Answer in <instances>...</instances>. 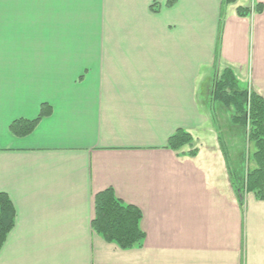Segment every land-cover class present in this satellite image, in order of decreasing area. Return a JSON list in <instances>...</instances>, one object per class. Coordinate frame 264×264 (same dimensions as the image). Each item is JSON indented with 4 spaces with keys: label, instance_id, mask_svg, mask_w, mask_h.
Listing matches in <instances>:
<instances>
[{
    "label": "crops",
    "instance_id": "0c3cea01",
    "mask_svg": "<svg viewBox=\"0 0 264 264\" xmlns=\"http://www.w3.org/2000/svg\"><path fill=\"white\" fill-rule=\"evenodd\" d=\"M167 2L0 0V193L17 213L0 264H264V199L236 192L245 129L219 127L212 99L226 67L264 98V0L255 18L237 13L250 0ZM179 129L198 147L166 148ZM109 188L141 211V248L92 230Z\"/></svg>",
    "mask_w": 264,
    "mask_h": 264
},
{
    "label": "trees",
    "instance_id": "16d2710c",
    "mask_svg": "<svg viewBox=\"0 0 264 264\" xmlns=\"http://www.w3.org/2000/svg\"><path fill=\"white\" fill-rule=\"evenodd\" d=\"M238 1L224 0V4L236 5ZM175 2L176 0H169L166 7H172ZM159 7L160 5L154 4L151 8L159 10ZM254 9L259 14L263 11L260 4ZM251 12L250 5L237 8L240 17H249ZM212 99L232 111L230 114L232 124L245 129L246 142L253 147L250 158L255 168L246 172L245 179L239 181L236 188L240 201L243 202L246 194L264 199V98L250 91L249 87L237 78L234 70L226 67L215 80ZM51 112L52 107L43 104L37 118L14 121L10 126L12 135L16 137L30 135L39 122ZM195 145L192 136L184 129H179L169 138L166 148L181 151L187 146L195 148ZM189 155L195 157L197 149L192 150ZM16 215L10 197L6 193H0V251L15 227ZM141 220V211L119 199L112 188L95 195V218L91 226L92 230L107 243L116 244L122 250L141 248L146 239L140 226Z\"/></svg>",
    "mask_w": 264,
    "mask_h": 264
},
{
    "label": "rangeland",
    "instance_id": "374dc122",
    "mask_svg": "<svg viewBox=\"0 0 264 264\" xmlns=\"http://www.w3.org/2000/svg\"><path fill=\"white\" fill-rule=\"evenodd\" d=\"M169 1V0H168ZM259 4L258 0H251L250 1V6H251V15L249 16V18L252 17H256L257 15H259V13L256 12L255 6ZM218 104V103H217ZM218 106H220V110H228L227 112H229L231 114V110L226 109L225 107H223L222 105L218 104ZM220 119H222L221 115H220ZM224 125H226L227 128H230L231 130H237L238 131V127L235 125H232L231 123H227V124H221L219 127H224ZM229 131V129H227ZM236 134L237 137V141L234 143V152H235V167L238 168V171L244 170L245 168H248V170H251L252 167L255 168V164L254 166H248L247 163V156L253 151V147L252 145H250L248 142L242 141L241 135L238 134V132H234ZM227 134V132L225 133ZM238 137H240L241 139H238ZM198 145H195V148H197ZM253 164V163H252ZM249 196V194H246L243 198L246 199Z\"/></svg>",
    "mask_w": 264,
    "mask_h": 264
}]
</instances>
